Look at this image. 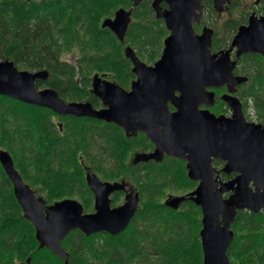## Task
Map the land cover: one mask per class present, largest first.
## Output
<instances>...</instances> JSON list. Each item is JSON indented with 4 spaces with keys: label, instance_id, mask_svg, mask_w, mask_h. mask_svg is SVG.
<instances>
[{
    "label": "trees",
    "instance_id": "1",
    "mask_svg": "<svg viewBox=\"0 0 264 264\" xmlns=\"http://www.w3.org/2000/svg\"><path fill=\"white\" fill-rule=\"evenodd\" d=\"M210 2L205 0L206 13H214ZM119 4L129 6L126 0H0V61H12L22 70L45 69L49 74L46 84L62 100L98 105L86 91L92 73H107L123 88L133 78L122 45L110 31L99 27L102 18ZM241 4L232 0L228 10ZM258 12L264 13V0ZM134 13L136 20L127 31L125 44L153 62L160 50L147 47L159 43L167 31L148 5ZM239 23L228 20L225 34L232 36ZM223 46L226 48V43ZM220 48L213 43L211 50ZM70 50L79 54L76 66L62 61V55ZM234 73L248 79L238 91L244 109L250 105L264 118L260 113L264 110V60L257 55L242 56ZM57 121L63 124L62 132L49 110L0 96V150L11 155L16 170L36 196L46 205L77 197L85 213L92 211L85 170L78 158L82 156L84 165L101 180L119 181L122 176L141 197L138 211L117 235L86 237L79 231L70 232L62 241L69 264H202L200 210L187 201L178 211L162 203L166 190L186 193L194 187L180 162L171 158L132 166L133 140L119 128L85 118ZM146 141L140 140L138 147ZM232 177L234 174H221L223 180ZM231 228L230 263L264 264V211H238ZM0 264H64L49 250L38 248L35 231L24 219L1 166Z\"/></svg>",
    "mask_w": 264,
    "mask_h": 264
},
{
    "label": "water",
    "instance_id": "2",
    "mask_svg": "<svg viewBox=\"0 0 264 264\" xmlns=\"http://www.w3.org/2000/svg\"><path fill=\"white\" fill-rule=\"evenodd\" d=\"M213 1L218 12L230 3ZM162 2L168 4V10H161ZM152 6L156 18L163 20L169 31L162 54L147 66L131 48H125V57L136 76L130 91L95 74L91 93L101 101L102 109H95L90 102H65L51 88L38 90L36 81H45L47 71L19 70L9 60L0 61V96L60 116L114 123L127 137L140 131L155 148L150 153L135 154L134 163H160L164 156L186 161L187 176L198 185L186 196H169L166 205L177 209L190 200L200 207L202 264H231L227 250L234 237L231 226L236 213L264 211V127L246 122L239 100L232 95L246 78L234 75L236 61L231 53L235 49L237 58L249 53L264 56V17L251 15L248 25L238 28L230 47L212 54V32L204 29L197 34L192 25L193 20L199 21L201 0H153ZM130 21L131 11L119 9L113 19L102 22L101 28L109 29L123 44ZM223 87L228 93L221 100L233 111L230 118L209 111L215 96L209 89ZM169 106L176 111L171 112ZM213 159L225 162L222 172L238 175L222 182L212 166ZM0 166L24 219L35 231L38 248L49 250L64 264H69V254L61 242L71 231L78 230L86 237L101 232L117 235L127 228L138 208V195L132 192L121 206L111 208L109 196L124 190L125 183L104 182L89 168L85 169V180L94 196L93 213H84L75 199L46 206L24 183L7 151L0 150Z\"/></svg>",
    "mask_w": 264,
    "mask_h": 264
},
{
    "label": "flooded vegetation",
    "instance_id": "3",
    "mask_svg": "<svg viewBox=\"0 0 264 264\" xmlns=\"http://www.w3.org/2000/svg\"><path fill=\"white\" fill-rule=\"evenodd\" d=\"M126 1H128L129 2V6H123V5H121V4H119L118 6H117V8L116 9H114L113 10V13L112 14H110L111 16H107V17H105L103 20H102V22L105 20V19H113L114 18V15H115V12L117 11V10H119V9H124V10H126V11H131V21H130V25H131V23L133 22V21H135L136 20V16H135V13H134V11L137 9H139V10H141L143 7H145V6H149L150 8H152V10H153V14H154V16H155V11H154V9H153V6H152V3H153V0H139V2L137 3V4H135L132 0H126ZM206 1H209V0H206ZM211 2H210V4H211V6H212V9H213V11H214V13L213 12H209V13H206L205 12V0H201V4H202V10H201V12H200V14H199V21H195V20H193V22H192V25H193V28H194V30H195V32L197 33V34H201L202 33V31L204 30V29H208V30H210L211 32H212V40H211V47H212V44L214 43L215 45H217V46H219V47H221L220 49H219V51H222V50H226V49H228L229 47H230V45H231V42H232V40H233V37L235 36V34L237 33V30H238V28L239 27H241V26H247L248 25V21H249V18H250V16L251 15H255V17H257V18H259V17H264V13H262V12H258V10H259V8L261 7V3H262V1L263 0H260V1H258L257 3H256V0L255 1H253V6H250L249 8V11L247 10V11H242L241 12V14H240V16H241V19H240V23H239V25L237 26V30L235 31V33L232 35V36H230V33L229 32H227L226 34H225V29H224V25L226 24V22H228V20H230L231 18L229 17V18H226V19H223L224 21H220L221 23L219 24V27H218V20H221L222 19V15H223V13H225V12H227V10H228V7H229V5L231 4V3H229V4H227V5H223L222 6V10H221V12H218L216 9H215V7H214V1L213 0H210ZM241 2H244L243 0H240ZM160 8H161V10L162 11H165V10H168L169 9V6H168V4L166 3V2H162V3H160ZM230 10H228V12H229ZM251 11V12H250ZM151 12V11H150ZM229 15V14H228ZM227 15V16H228ZM155 18H156V16H155ZM224 18V17H223ZM157 19V18H156ZM157 20H161V19H157ZM102 22L100 23V25H99V27H100V29H102V30H108V31H110L109 29H107V28H101V24H102ZM162 22H163V25H164V21L162 20ZM130 25L128 26V29H129V27H130ZM164 27H165V25H164ZM165 29H166V27H165ZM128 31V30H127ZM166 31H167V34H166V36L165 37H163L162 39H161V41L159 42V43H150L151 45L150 46H148L147 47V49H151L152 51L154 50V48H156L157 47V51H159V54L157 53V56H156V58H155V60L153 61V62H151L150 60H148L147 58H143V57H141V55H138L136 52H135V50L132 48V46H130V45H126L125 44V41H124V44H122V47L124 48L123 49V52L125 51V47L127 48V47H129V48H131L132 50H133V52L135 53V55H136V57L142 62V63H144V64H146L147 66H152L158 59H159V57L161 56V53H162V50H163V47H164V44H163V41H164V39L169 35V31L166 29ZM126 34H127V32H126ZM224 43H226V48H225V46H223L224 45ZM147 46V45H146ZM211 47H210V51H211V53L212 54H214V53H217L218 51H212L211 50ZM149 51V50H148ZM246 55H257V56H259L260 58H262L263 60H264V56H262V55H260V54H256V53H249V54H246ZM246 55H242V56H246ZM242 56H240L239 58H237L236 57V55H235V49L232 51V53H231V59L232 60H235L236 61V66H237V63H238V61H239V59L242 57ZM124 57H125V53H124ZM126 58V57H125ZM63 61V60H62ZM64 63H66V62H64ZM68 65H71V64H68ZM72 66H76V64H72ZM236 68V67H235ZM131 73H132V66H131ZM95 74H97L98 76H100V77H102V79H104V80H106V81H108V82H112V83H115V82H113L112 81V78L110 77V75L109 74H107V73H94L92 76H90L89 77V85L88 86H86V91L94 98V99H96L97 101H98V105H94L92 102H90V101H87V100H85V101H77V102H90L91 104H92V106L95 108V109H102L103 108V106H102V103H101V101L98 99V98H96L92 93H91V81H92V78H93V76L95 75ZM133 74V73H132ZM243 77H245V76H243ZM48 78H49V76L46 78V80L45 81H36V86H37V88L38 89H44V88H51V87H48V85L46 84V82H47V80H48ZM246 79H247V77H245ZM136 79V76L133 74V78L130 80V84H129V87H127V88H123L124 90H126V91H130L131 90V88H130V86H131V83H132V81H134ZM80 80V77L79 76H76V81H79ZM248 80V79H247ZM247 82V81H246ZM246 82H244V83H246ZM243 83V84H244ZM116 84V83H115ZM240 86L241 85H239V86H236L235 87V91H234V93L232 94L235 98H237L238 100H239V102H240V104H241V107H242V114H243V118L246 120V122H252V123H255V124H260V125H262L263 127H264V118H262V117H260L259 115H258V113H257V110H252L254 113H255V115H257V117L258 118H250L249 117V115H248V112H249V110H246V109H244V104H243V101H242V99L239 97V95H238V91H239V88H240ZM121 87V86H120ZM51 89H53V88H51ZM54 90V89H53ZM209 91H212V92H214V104H213V106L212 107H210L209 108V111L211 112V113H213V114H215L216 116H219V115H222V116H225V117H227V118H230L231 116H232V114H233V111L232 110H230L229 108H228V106L226 105V103L225 102H223L222 100H221V96L222 95H224V94H227L228 92H227V88H225V87H223V88H218V89H216V88H211V89H209ZM58 94V93H57ZM59 96V95H58ZM61 98V97H60ZM69 101H71V100H69ZM68 101V102H69ZM221 106V107H220ZM216 107H220V110H213V109H215ZM170 108V111L171 112H174V111H176V110H174V108H172L171 106L169 107ZM53 114V122L56 124V125H58V128H59V132H62L64 129L62 128V123H60V122H58L57 121V118H60V119H69V118H74V119H76V117H72V116H69V115H67V116H60V115H57V114H54V113H52ZM263 115V117H264V113L262 114ZM82 118H85V119H88V120H91V121H98V122H100V125H101V123H102V125L103 124H105V125H113V126H115V127H117V128H119L122 132H123V134L125 135V133H124V131H123V129L121 128V127H119V126H117V125H115L114 123H108V122H105V121H101V120H97V119H94V118H86V117H82ZM60 125V126H59ZM125 137L126 138H130V139H132L133 140V143H134V146H135V151H134V153L132 154V157H131V160H130V163H131V165L132 166H135V165H137V164H140V163H134L133 162V158H134V155L135 154H137V153H150V152H152L153 150H154V148H155V146L150 142V140L147 138V136H146V134H144V133H142V132H140V131H137L136 132V134L135 135H131V136H129V137H127L126 135H125ZM144 139V141H145V139L147 140L146 142H144V144L142 145V146H139L138 147V142L140 141V140H143ZM91 145H89L88 146V149H89V147H90ZM144 149H146V150H144ZM81 157L82 156H79L78 158L80 159L79 160V162H80V164H81V166L84 168V170L87 168V166H85L84 165V162L81 160ZM166 159H171V157H166V156H164V158H163V160H162V162L163 161H165ZM172 159H174V160H176L177 162H180L181 164H182V167H183V169H184V171H185V175H186V177L188 178V176H187V168H186V161H183V160H179V159H176V158H172ZM148 162H150V161H148ZM148 162H145V163H148ZM153 162V161H152ZM162 162H160V163H162ZM216 162H221V166H217L216 165ZM224 164H225V162H223V161H221V160H219V159H213V161H212V166H213V168L216 170V171H218V177H219V179L222 181V182H225V181H228V180H232V179H234L238 174L237 173H231V174H226V173H224V172H222L221 170H222V168H223V166H224ZM89 168V167H88ZM90 169V168H89ZM91 171V170H90ZM85 173H86V171H85ZM94 173V172H93ZM96 174V173H95ZM130 174V173H129ZM221 174H226V175H228V176H230V175H233L234 174V177H232V178H229V179H225V180H223L222 178H221ZM99 178H100V176L99 175H97ZM132 176H135V172H134V174L132 175ZM85 177V176H84ZM126 179V178H125ZM124 178H122V176H120V182H124L125 183V188H124V190H122V191H118V192H114V193H112L110 196H109V199H110V206H111V208H116V207H119V206H121L123 203H124V200H125V196L128 194V193H130V192H132V193H134V194H137L138 195V208H139V205H140V192L135 188V187H133L132 186V183L130 182V181H126ZM134 180V179H133ZM188 180H189V178H188ZM108 182H110V181H108ZM113 182V181H112ZM192 182V181H191ZM193 183V185H194V187L191 189V190H189L188 192H186V193H184V194H179V195H177V196H183V195H186L187 193H190L191 191H193L196 187H197V185H198V183L197 182H192ZM89 190V189H88ZM89 192H90V194H91V197H92V199L90 198V201H91V204H92V209H93V206H94V196H93V194H92V192L89 190ZM230 195V193H228V194H225V197H228ZM169 196H172V195H167L165 198H164V200L162 201V203H163V205L165 206V207H167V208H169V209H171V210H173V211H178L180 208H181V205L183 204V202L179 205V207L177 208V209H172V208H170L169 206H167L166 205V201H167V199H168V197ZM173 196H176V195H173ZM192 202V201H190V200H185L184 202ZM193 204H194V202H192ZM195 205V204H194ZM196 206V205H195ZM199 210H200V214H201V209H200V207H198V206H196ZM138 211V210H137ZM136 211V212H137ZM93 211H90V212H88V213H92ZM201 219H202V214H201ZM101 234H105V233H101Z\"/></svg>",
    "mask_w": 264,
    "mask_h": 264
},
{
    "label": "rangeland",
    "instance_id": "4",
    "mask_svg": "<svg viewBox=\"0 0 264 264\" xmlns=\"http://www.w3.org/2000/svg\"><path fill=\"white\" fill-rule=\"evenodd\" d=\"M244 2H242V4L239 6V7H237V8H233V9H231L229 12H228V10H227V12H225V13H223V17H222V19L221 20H218V27H219V24L221 23L220 21H224L223 19H226V18H231V19H233V20H239V22H240V19H241V16H240V14H241V12L242 11H249V7L250 6H253V1H255V0H243ZM251 12V11H250ZM26 13V12H25ZM25 13H22V15H26ZM113 13V9H111L110 10V12H109V14H108V16H111L110 14H112ZM29 13H27V15H28ZM229 14V15H228ZM30 15V14H29ZM228 15V16H227ZM107 17V16H106ZM105 17H103L102 18V20L104 19ZM102 20H101V22H102ZM123 48V47H122ZM124 49V48H123ZM121 53H122V55H124V52H123V50H121ZM78 57H79V54L77 53V52H75V51H73V50H70V51H67L66 53H64L63 55H62V60L64 61V62H66L67 64H75V62H76V60L78 59ZM94 73H96V72H94ZM94 73H92V75L94 74ZM98 73H100V72H98ZM102 74V73H101ZM91 75V76H92ZM130 84V81L127 83V84H125L126 86H128ZM129 87V86H128ZM127 88V87H126ZM68 101V100H67ZM254 108H252L250 105H248V108L246 109V110H249V112H248V115H249V117L250 118H258L257 117V115H255V113L252 111ZM255 110V109H254ZM260 113L261 114H263L264 113V110H261L260 111ZM165 197L167 196V195H179V194H183L184 193V191H179V192H176V191H172V190H166L165 192ZM72 199H75V200H77L78 202H80L81 203V201H80V199H78L77 197H73ZM88 200V199H87ZM164 200V199H163ZM162 200V201H163Z\"/></svg>",
    "mask_w": 264,
    "mask_h": 264
}]
</instances>
